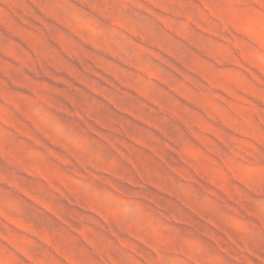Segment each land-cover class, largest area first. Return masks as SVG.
<instances>
[{
    "label": "rangeland",
    "instance_id": "obj_1",
    "mask_svg": "<svg viewBox=\"0 0 264 264\" xmlns=\"http://www.w3.org/2000/svg\"><path fill=\"white\" fill-rule=\"evenodd\" d=\"M0 264H264V0H0Z\"/></svg>",
    "mask_w": 264,
    "mask_h": 264
}]
</instances>
